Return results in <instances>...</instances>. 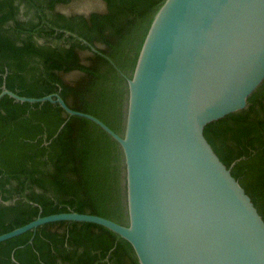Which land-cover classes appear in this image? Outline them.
Listing matches in <instances>:
<instances>
[{"label":"trees","instance_id":"obj_1","mask_svg":"<svg viewBox=\"0 0 264 264\" xmlns=\"http://www.w3.org/2000/svg\"><path fill=\"white\" fill-rule=\"evenodd\" d=\"M75 1L0 0V93L58 94L122 135L127 84L117 69L131 77L165 0H100L103 12L65 14ZM204 135L264 220V83L244 110L208 124ZM123 170L117 143L90 121L49 102L0 98V235L69 212L126 224ZM0 264L138 263L109 230L58 222L0 243Z\"/></svg>","mask_w":264,"mask_h":264},{"label":"water","instance_id":"obj_2","mask_svg":"<svg viewBox=\"0 0 264 264\" xmlns=\"http://www.w3.org/2000/svg\"><path fill=\"white\" fill-rule=\"evenodd\" d=\"M264 83V0H165L131 77L124 131L70 109L58 95L0 98L49 102L90 121L122 154L127 223L75 212L36 220L89 223L127 242L138 264H264V220L215 153L205 127L244 110Z\"/></svg>","mask_w":264,"mask_h":264},{"label":"rangeland","instance_id":"obj_3","mask_svg":"<svg viewBox=\"0 0 264 264\" xmlns=\"http://www.w3.org/2000/svg\"><path fill=\"white\" fill-rule=\"evenodd\" d=\"M105 5L100 0H77L70 6L62 9L65 14H82L87 15L90 12H103ZM75 76H69L68 80L75 79Z\"/></svg>","mask_w":264,"mask_h":264},{"label":"flooded vegetation","instance_id":"obj_4","mask_svg":"<svg viewBox=\"0 0 264 264\" xmlns=\"http://www.w3.org/2000/svg\"><path fill=\"white\" fill-rule=\"evenodd\" d=\"M23 9V8H22ZM38 43L39 44H43L44 42H43V40H38ZM116 68V67H115ZM117 71L120 73V76L122 77V78H124L125 80H126V78L128 77V76H126L125 74H123V73H121L120 72V70H118L117 69ZM121 88V87H120ZM119 88V89H120ZM126 95V94H125ZM125 95L123 96V101H122V105L123 104H126L125 103ZM118 104H119V102H120V100L117 98L116 100H115ZM115 102V103H116ZM118 109H120V108H118ZM123 109H124V106L122 107V113H123ZM110 112H111V114H110V117H111V119H114L115 118V116H116V114H114V112L113 111H111V110H109ZM121 195H123V186L121 185V183H120V192H119ZM120 200H121V198H120ZM121 201H123V199L121 200Z\"/></svg>","mask_w":264,"mask_h":264}]
</instances>
